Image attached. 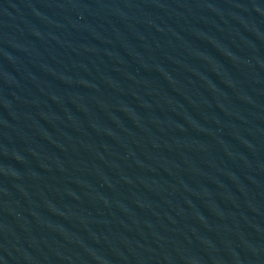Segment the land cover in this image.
Instances as JSON below:
<instances>
[{
	"label": "water",
	"instance_id": "water-1",
	"mask_svg": "<svg viewBox=\"0 0 264 264\" xmlns=\"http://www.w3.org/2000/svg\"><path fill=\"white\" fill-rule=\"evenodd\" d=\"M0 264H264V0H0Z\"/></svg>",
	"mask_w": 264,
	"mask_h": 264
}]
</instances>
